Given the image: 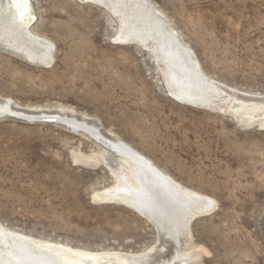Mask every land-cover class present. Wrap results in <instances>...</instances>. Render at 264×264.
<instances>
[{"label":"rangeland","instance_id":"1","mask_svg":"<svg viewBox=\"0 0 264 264\" xmlns=\"http://www.w3.org/2000/svg\"><path fill=\"white\" fill-rule=\"evenodd\" d=\"M148 1L227 95L264 98V0ZM31 2L30 31L54 44L53 62L44 68L0 50V99L34 114L0 119V223L85 251L165 246L158 256L176 254L177 245L145 217L93 201L95 191L114 185L113 174L103 162L106 170L76 156L103 154V147L60 120L37 116L60 112L101 126L216 201L182 240V250L201 252L187 264H264V130L169 97L155 45L116 44L123 24L104 7Z\"/></svg>","mask_w":264,"mask_h":264},{"label":"bare ground","instance_id":"2","mask_svg":"<svg viewBox=\"0 0 264 264\" xmlns=\"http://www.w3.org/2000/svg\"><path fill=\"white\" fill-rule=\"evenodd\" d=\"M80 1L100 5L122 22L116 44L135 43L145 48L155 45L158 62L166 71L169 97L191 107L229 113L238 122L258 125L264 130V98L247 100L239 98L235 91L227 95L216 80L203 73L191 51L175 32L167 29L163 18L148 0ZM31 4V0L1 2L0 50L48 68L53 62L54 44L31 33L36 21ZM249 101L251 105H248ZM19 115L34 117V114L19 110L11 99H0V119ZM37 116L45 120H60L77 134L86 137L87 133L97 149L103 147V154L94 150L90 154L76 156L77 161L85 166L105 169L101 165L103 162L113 174L112 177L107 173L115 180L114 185L95 191L93 201L98 204L116 203L145 217L163 237L177 245L176 254L171 260L158 256L165 246H154L140 252L85 251L56 242H42L0 223V264H187L201 255L196 247L182 250V240L190 235L194 218L215 211L217 203L214 199L184 187L130 144L103 134L97 124L60 112L56 115L41 112Z\"/></svg>","mask_w":264,"mask_h":264}]
</instances>
